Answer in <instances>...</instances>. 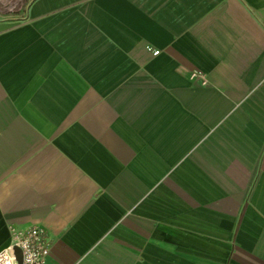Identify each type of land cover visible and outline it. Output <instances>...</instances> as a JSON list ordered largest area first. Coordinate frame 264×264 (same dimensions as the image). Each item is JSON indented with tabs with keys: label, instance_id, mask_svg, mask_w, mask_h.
I'll return each mask as SVG.
<instances>
[{
	"label": "crops",
	"instance_id": "1",
	"mask_svg": "<svg viewBox=\"0 0 264 264\" xmlns=\"http://www.w3.org/2000/svg\"><path fill=\"white\" fill-rule=\"evenodd\" d=\"M29 225L43 264H264V0L0 15V249Z\"/></svg>",
	"mask_w": 264,
	"mask_h": 264
},
{
	"label": "built area",
	"instance_id": "2",
	"mask_svg": "<svg viewBox=\"0 0 264 264\" xmlns=\"http://www.w3.org/2000/svg\"><path fill=\"white\" fill-rule=\"evenodd\" d=\"M22 0H0L2 11H14L20 9ZM199 77L204 84L202 75L190 73V78ZM14 248L20 253L19 262L15 258ZM49 242L42 226L29 225L24 228L9 227V242L0 249V264H43L48 254Z\"/></svg>",
	"mask_w": 264,
	"mask_h": 264
},
{
	"label": "rangeland",
	"instance_id": "3",
	"mask_svg": "<svg viewBox=\"0 0 264 264\" xmlns=\"http://www.w3.org/2000/svg\"><path fill=\"white\" fill-rule=\"evenodd\" d=\"M33 0H22L21 4H19L20 9L14 10V11H3L0 15L2 16H12L16 18L17 20H20L24 17V11L25 9L30 5V3Z\"/></svg>",
	"mask_w": 264,
	"mask_h": 264
},
{
	"label": "water",
	"instance_id": "4",
	"mask_svg": "<svg viewBox=\"0 0 264 264\" xmlns=\"http://www.w3.org/2000/svg\"><path fill=\"white\" fill-rule=\"evenodd\" d=\"M14 254H15L16 260L19 262V260H20V253H19V250L17 248H14Z\"/></svg>",
	"mask_w": 264,
	"mask_h": 264
}]
</instances>
